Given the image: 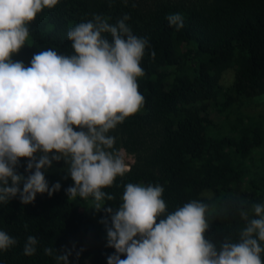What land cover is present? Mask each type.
Returning <instances> with one entry per match:
<instances>
[{
  "label": "trees",
  "instance_id": "16d2710c",
  "mask_svg": "<svg viewBox=\"0 0 264 264\" xmlns=\"http://www.w3.org/2000/svg\"><path fill=\"white\" fill-rule=\"evenodd\" d=\"M175 13L184 20L180 30L166 19ZM125 14L133 34L151 45L141 61L145 75L138 78L145 104L109 133L114 149L134 161L103 189L115 199L105 200L101 210L91 197L69 199L67 165L53 161L44 175L49 187L60 183L59 191L38 193L30 204L19 196L0 203V230L17 240L0 252V264H57L46 247L70 253L68 264H107L115 249L106 246L111 221L104 209H118L128 183L161 185L169 213L192 200L210 205L205 236L217 247L225 237L238 242L245 227L239 208L257 218L251 205L264 203V115L248 108L264 105V0H59L37 15L12 60L28 67L42 50L73 54L70 27L94 15L115 24ZM228 70L234 81L224 87ZM26 164L21 159L16 171L28 175ZM29 236L39 241L32 256L23 253Z\"/></svg>",
  "mask_w": 264,
  "mask_h": 264
},
{
  "label": "clouds",
  "instance_id": "9594fccd",
  "mask_svg": "<svg viewBox=\"0 0 264 264\" xmlns=\"http://www.w3.org/2000/svg\"><path fill=\"white\" fill-rule=\"evenodd\" d=\"M58 3L0 0V203L19 196L30 204L38 193L51 197L61 185L49 187L44 171L63 160L73 181L65 190L69 199L91 197L94 209L101 210L105 200L115 199L103 189L129 171L109 133L145 104L138 78L145 75L141 61L151 45L133 34L129 15L115 24L94 15L69 28L73 54L49 48L34 54L28 67L14 62L12 55L29 39L30 24ZM166 19L177 30L184 27L179 13ZM155 55L150 51L152 59ZM21 159L27 160L26 176L16 171ZM163 193L159 184L128 183L118 209H104L111 221L106 246L115 249L107 264H264V203L251 205L257 218L239 208L245 227L238 242L225 237L217 247L205 236L210 205L192 200L169 213ZM38 243L29 236L24 255H34ZM16 244L0 230V252ZM44 253L68 264L70 253L51 247Z\"/></svg>",
  "mask_w": 264,
  "mask_h": 264
},
{
  "label": "rangeland",
  "instance_id": "374dc122",
  "mask_svg": "<svg viewBox=\"0 0 264 264\" xmlns=\"http://www.w3.org/2000/svg\"><path fill=\"white\" fill-rule=\"evenodd\" d=\"M12 58L15 60V58L12 56ZM234 70H228L221 81V84L224 87H229L233 84L234 81ZM248 112H250L252 115L255 116H260V115H264V105H260V106H252L248 108ZM217 122H219V119H216ZM77 131H79V129H76ZM121 157L124 159L125 163L128 165V168L130 169V165L133 163L134 161V157L127 154L125 151H121L120 152ZM39 156V154L37 155V157Z\"/></svg>",
  "mask_w": 264,
  "mask_h": 264
}]
</instances>
